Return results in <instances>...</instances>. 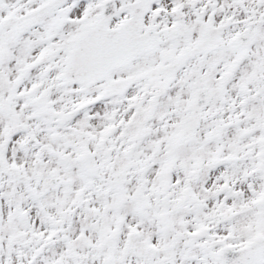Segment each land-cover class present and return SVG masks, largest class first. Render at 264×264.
Wrapping results in <instances>:
<instances>
[{
	"label": "snow or ice",
	"instance_id": "1",
	"mask_svg": "<svg viewBox=\"0 0 264 264\" xmlns=\"http://www.w3.org/2000/svg\"><path fill=\"white\" fill-rule=\"evenodd\" d=\"M0 264H264V0H0Z\"/></svg>",
	"mask_w": 264,
	"mask_h": 264
}]
</instances>
